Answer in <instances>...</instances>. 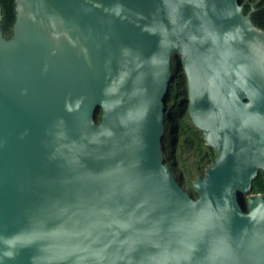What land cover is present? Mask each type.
Wrapping results in <instances>:
<instances>
[{"label": "water", "instance_id": "95a60500", "mask_svg": "<svg viewBox=\"0 0 264 264\" xmlns=\"http://www.w3.org/2000/svg\"><path fill=\"white\" fill-rule=\"evenodd\" d=\"M0 6V264H264V30L240 0ZM215 157L166 163L171 59ZM100 110V119L96 120Z\"/></svg>", "mask_w": 264, "mask_h": 264}, {"label": "trees", "instance_id": "16d2710c", "mask_svg": "<svg viewBox=\"0 0 264 264\" xmlns=\"http://www.w3.org/2000/svg\"><path fill=\"white\" fill-rule=\"evenodd\" d=\"M243 12L251 8L250 18L253 24L264 30V0H240ZM1 30L5 37H10L15 20V1L0 0ZM173 79L170 83L167 97V111L165 125L167 133L164 138L166 163L171 165L174 175L182 187L192 196H196L192 188V181L196 176H203L205 168L210 166L215 157L211 147L205 145L202 133L190 121L187 112L186 77L181 66L177 67V58L171 59ZM186 100V103H185ZM186 104V107H185ZM100 119V110L96 120ZM251 194L264 195V172L258 171L252 180Z\"/></svg>", "mask_w": 264, "mask_h": 264}, {"label": "rangeland", "instance_id": "374dc122", "mask_svg": "<svg viewBox=\"0 0 264 264\" xmlns=\"http://www.w3.org/2000/svg\"><path fill=\"white\" fill-rule=\"evenodd\" d=\"M177 58V67L179 68L180 64H179V56H176ZM185 103H186V100H185ZM185 107H186V104H185Z\"/></svg>", "mask_w": 264, "mask_h": 264}, {"label": "flooded vegetation", "instance_id": "af4514ba", "mask_svg": "<svg viewBox=\"0 0 264 264\" xmlns=\"http://www.w3.org/2000/svg\"><path fill=\"white\" fill-rule=\"evenodd\" d=\"M260 171V170H259ZM251 194V193H250ZM262 194V193H261ZM264 196V195H263Z\"/></svg>", "mask_w": 264, "mask_h": 264}]
</instances>
